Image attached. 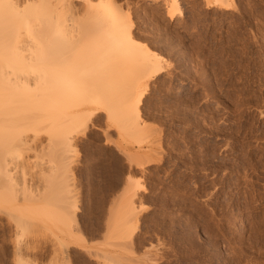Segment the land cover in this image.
I'll return each instance as SVG.
<instances>
[{"label":"rangeland","instance_id":"374dc122","mask_svg":"<svg viewBox=\"0 0 264 264\" xmlns=\"http://www.w3.org/2000/svg\"><path fill=\"white\" fill-rule=\"evenodd\" d=\"M117 1L162 56L163 71L143 85L145 129L120 130L98 110L69 152L62 189L41 186L25 213L37 223L17 230L1 211L0 264H109L105 253L123 264H264V0H180L173 19L165 0ZM85 2L73 0L64 20L88 38Z\"/></svg>","mask_w":264,"mask_h":264},{"label":"bare ground","instance_id":"6f19581e","mask_svg":"<svg viewBox=\"0 0 264 264\" xmlns=\"http://www.w3.org/2000/svg\"><path fill=\"white\" fill-rule=\"evenodd\" d=\"M72 1L0 0V213L7 212L17 230L33 221L35 216L25 213L44 198L41 186L45 193L62 189L55 184L64 185L68 177L69 152L98 110L107 112L123 131L145 124L140 108L144 86L164 68L162 56L139 40L130 8L117 0H85L92 36L77 37L64 20ZM164 2L169 19L182 14L180 0ZM209 4L232 5L226 0ZM85 105L90 108L84 110ZM136 191L134 186L128 191L124 219L137 211ZM15 247L21 257L24 249L19 243ZM105 255L106 263L123 264ZM23 258L17 257L18 264L30 263Z\"/></svg>","mask_w":264,"mask_h":264}]
</instances>
